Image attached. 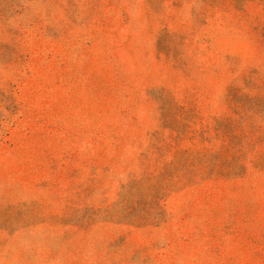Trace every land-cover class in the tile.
Masks as SVG:
<instances>
[{
    "label": "rangeland",
    "instance_id": "1",
    "mask_svg": "<svg viewBox=\"0 0 264 264\" xmlns=\"http://www.w3.org/2000/svg\"><path fill=\"white\" fill-rule=\"evenodd\" d=\"M0 264H264V0H0Z\"/></svg>",
    "mask_w": 264,
    "mask_h": 264
}]
</instances>
